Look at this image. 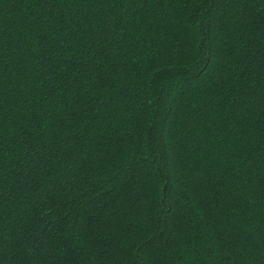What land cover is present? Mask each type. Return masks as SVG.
<instances>
[{"label":"trees","instance_id":"1","mask_svg":"<svg viewBox=\"0 0 264 264\" xmlns=\"http://www.w3.org/2000/svg\"><path fill=\"white\" fill-rule=\"evenodd\" d=\"M0 264H264V0H0Z\"/></svg>","mask_w":264,"mask_h":264}]
</instances>
